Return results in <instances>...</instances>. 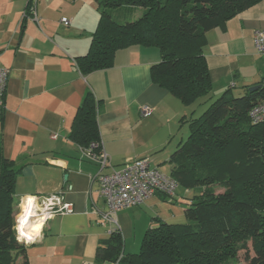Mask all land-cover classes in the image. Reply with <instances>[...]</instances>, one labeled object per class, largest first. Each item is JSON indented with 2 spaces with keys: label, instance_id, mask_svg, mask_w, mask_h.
<instances>
[{
  "label": "crops",
  "instance_id": "crops-1",
  "mask_svg": "<svg viewBox=\"0 0 264 264\" xmlns=\"http://www.w3.org/2000/svg\"><path fill=\"white\" fill-rule=\"evenodd\" d=\"M29 3L0 0V65L10 69L0 153L21 167L15 187L21 220L27 213L36 216L32 212L45 216L20 227L33 238L27 244L28 263L124 264L96 261L97 248L110 238L113 226L102 223L97 213L107 210L95 180L99 165L69 138L77 108L89 90L99 100L101 143L111 163L105 172L150 157L151 165L168 175L172 155L186 139L181 118L195 110L153 82L152 67L161 60L155 47L121 49L111 68L81 73L76 58L89 51L100 16L96 0H33L28 11ZM120 9L130 13L122 17L125 21L143 14L139 7ZM118 10H112L113 18ZM261 29L264 0L206 32L204 54L214 95L227 89L239 95L264 84V58L254 41ZM144 105L153 108L148 116L142 114ZM163 195L117 213L123 255L139 252L146 230L158 219L187 221L185 203L193 191ZM59 203H71L73 211L48 214L50 205Z\"/></svg>",
  "mask_w": 264,
  "mask_h": 264
},
{
  "label": "trees",
  "instance_id": "trees-1",
  "mask_svg": "<svg viewBox=\"0 0 264 264\" xmlns=\"http://www.w3.org/2000/svg\"><path fill=\"white\" fill-rule=\"evenodd\" d=\"M96 1L100 16L89 51L76 58L81 73L111 68L121 49L155 47L161 60L152 67L153 82L191 105L213 89L204 54L206 32L261 0ZM120 7H139L143 14L118 22L112 10ZM249 88L239 95L227 89L202 115L181 118L188 122L189 135L172 155L170 175L193 191L185 203L187 221L158 219L146 230L139 252L127 255L121 231L112 232L98 246L96 261L235 264L245 251L247 264H264V122L253 124L249 117L264 97V84L256 91ZM98 104L89 90L74 116L69 138L83 149L101 145ZM20 171L15 160L0 153V264H29L27 244L17 239L15 228Z\"/></svg>",
  "mask_w": 264,
  "mask_h": 264
},
{
  "label": "built area",
  "instance_id": "built-area-1",
  "mask_svg": "<svg viewBox=\"0 0 264 264\" xmlns=\"http://www.w3.org/2000/svg\"><path fill=\"white\" fill-rule=\"evenodd\" d=\"M62 22L65 25L69 24L67 18H63ZM254 41L257 51L264 58V29L255 32ZM9 75L10 69L0 65V122L4 110V98ZM152 111L153 108L149 105L142 107L144 116H148ZM249 117L253 124L264 122V97L250 110ZM98 148L100 150L96 151ZM85 152L90 159L99 165V172L95 180L99 183L98 192L105 202L107 210L103 212L97 211V213L102 223L109 222L112 224V232L120 231L116 218L120 210L140 206L156 193L174 197L179 187L178 182L171 175L151 165L150 157L129 160L119 168L112 167V170L107 173L104 169L110 166L111 163L102 143L101 145L92 144L88 149H85ZM31 210L33 211V208ZM71 211H73L71 203H59L55 206L50 205L48 214ZM21 215L22 213L16 217L17 239L22 243L29 244L33 238L22 234L20 227L24 225L23 223H26V220L29 221L33 217L44 219L45 216L36 212L31 214L36 216H29V213H27L26 218L22 221Z\"/></svg>",
  "mask_w": 264,
  "mask_h": 264
},
{
  "label": "rangeland",
  "instance_id": "rangeland-1",
  "mask_svg": "<svg viewBox=\"0 0 264 264\" xmlns=\"http://www.w3.org/2000/svg\"><path fill=\"white\" fill-rule=\"evenodd\" d=\"M119 8H116L114 10H118ZM125 10H118L116 11V13L114 14V19L118 22H123L125 20H123L122 17H127L128 14H130L128 11L124 12ZM220 95V94H219ZM219 95H214L213 92H211L210 94H208L207 96H204L202 98H200L196 103H193L191 105H186L188 107H190L191 110H195L194 114L196 117L200 116L203 114V112L214 102L219 98ZM183 124V134L184 137H188L189 135V125L188 122L186 123H182ZM182 189L181 186L178 187V189L176 190L178 193L180 190ZM223 189L221 188H217V193L222 192ZM17 215H19L20 213H22V209L20 210V208L17 205ZM16 215V217H17ZM184 220H186V217L184 218ZM185 223V222H184ZM251 255H253V252H251ZM235 264H247L246 260H245V251H240L238 254V260Z\"/></svg>",
  "mask_w": 264,
  "mask_h": 264
},
{
  "label": "water",
  "instance_id": "water-1",
  "mask_svg": "<svg viewBox=\"0 0 264 264\" xmlns=\"http://www.w3.org/2000/svg\"><path fill=\"white\" fill-rule=\"evenodd\" d=\"M262 87V84H258L249 88L250 91H256Z\"/></svg>",
  "mask_w": 264,
  "mask_h": 264
},
{
  "label": "clouds",
  "instance_id": "clouds-1",
  "mask_svg": "<svg viewBox=\"0 0 264 264\" xmlns=\"http://www.w3.org/2000/svg\"><path fill=\"white\" fill-rule=\"evenodd\" d=\"M31 202H32V198L30 197V198H29V203H31Z\"/></svg>",
  "mask_w": 264,
  "mask_h": 264
},
{
  "label": "bare ground",
  "instance_id": "bare-ground-1",
  "mask_svg": "<svg viewBox=\"0 0 264 264\" xmlns=\"http://www.w3.org/2000/svg\"><path fill=\"white\" fill-rule=\"evenodd\" d=\"M34 206V205H33ZM26 223H27V220H26ZM34 224V223H33ZM23 234V233H22ZM25 235V234H24ZM33 235V234H32Z\"/></svg>",
  "mask_w": 264,
  "mask_h": 264
}]
</instances>
